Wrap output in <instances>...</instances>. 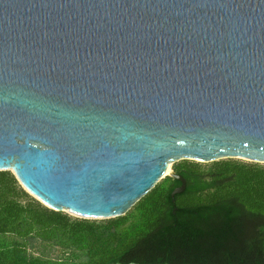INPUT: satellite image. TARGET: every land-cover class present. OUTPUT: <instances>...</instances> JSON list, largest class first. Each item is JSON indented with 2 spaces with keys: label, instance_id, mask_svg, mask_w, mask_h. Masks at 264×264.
I'll return each instance as SVG.
<instances>
[{
  "label": "water",
  "instance_id": "95a60500",
  "mask_svg": "<svg viewBox=\"0 0 264 264\" xmlns=\"http://www.w3.org/2000/svg\"><path fill=\"white\" fill-rule=\"evenodd\" d=\"M223 158L264 163V0H0V171L44 206L114 218Z\"/></svg>",
  "mask_w": 264,
  "mask_h": 264
},
{
  "label": "trees",
  "instance_id": "16d2710c",
  "mask_svg": "<svg viewBox=\"0 0 264 264\" xmlns=\"http://www.w3.org/2000/svg\"><path fill=\"white\" fill-rule=\"evenodd\" d=\"M125 214L87 219L0 171V264H264V164L182 159Z\"/></svg>",
  "mask_w": 264,
  "mask_h": 264
},
{
  "label": "rangeland",
  "instance_id": "374dc122",
  "mask_svg": "<svg viewBox=\"0 0 264 264\" xmlns=\"http://www.w3.org/2000/svg\"><path fill=\"white\" fill-rule=\"evenodd\" d=\"M237 159V158H236ZM240 160V159H239ZM244 161V160H243ZM246 162H248V161H246ZM261 164H264V163H261ZM170 169L172 170V165H171V167H170ZM173 171V170H172Z\"/></svg>",
  "mask_w": 264,
  "mask_h": 264
}]
</instances>
